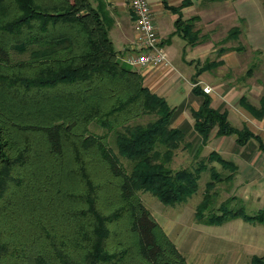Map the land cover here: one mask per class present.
Instances as JSON below:
<instances>
[{"label": "trees", "instance_id": "1", "mask_svg": "<svg viewBox=\"0 0 264 264\" xmlns=\"http://www.w3.org/2000/svg\"><path fill=\"white\" fill-rule=\"evenodd\" d=\"M181 4L166 2L176 11ZM106 7L104 0H0V264H191L139 191L166 204L186 201L204 167L171 166L185 132L171 125L174 108L117 51ZM175 24L195 43L190 20L181 13ZM15 51L29 53L15 58ZM223 61L207 60L197 74ZM205 94L194 111L197 150L215 127L246 142L253 132L233 126ZM261 103L241 104L263 119ZM145 114L154 116L136 121ZM92 122L107 132H92ZM209 155L232 167L224 176L232 181L235 163ZM212 185L196 206L198 221L242 217L264 226V208L248 212L227 201L215 208ZM249 264H264V253Z\"/></svg>", "mask_w": 264, "mask_h": 264}, {"label": "crops", "instance_id": "2", "mask_svg": "<svg viewBox=\"0 0 264 264\" xmlns=\"http://www.w3.org/2000/svg\"><path fill=\"white\" fill-rule=\"evenodd\" d=\"M104 1L107 4L109 17L112 18L111 27H109L110 35L117 51L125 56L131 51L136 39L135 14L126 0ZM199 1L201 0H193L191 5L176 11L167 7L166 2L169 5L178 6L183 0H150L158 31L164 40V46L172 64L136 68L142 73L144 83L152 91L163 96L174 108L171 125L181 128L185 132V141L189 144L194 143L196 149L202 141V135L195 128L194 111L198 110L204 102L205 93H207L203 91L205 84L212 88L208 92L211 96V105L220 111L227 110L228 120L233 126L244 129L246 125L253 132L246 142L240 143L237 140V133L217 135L215 127L200 152L208 155L212 151H217L221 156L235 163L237 170L233 178V186L236 194L257 211L264 208V119L256 117L240 104L244 87L239 82L225 78L223 74L221 75V71L216 73L213 70L215 67L197 74L209 39L201 36L203 35L200 31L201 26H194V29L198 30V35L195 43L190 42L182 34L176 32L175 23L181 13L184 17H191L193 7ZM222 9L223 6H220L211 10L213 24L218 25L225 22L222 18ZM230 9L231 11L227 10L232 15L240 14L238 4H231ZM207 12L209 11H194L199 16V19L197 18L199 23L203 22ZM251 13H254V9L249 10L248 8L247 12L241 15L248 20ZM192 17L195 18V16ZM232 55L229 50L224 52L221 58L229 62ZM225 222H229L226 224V229L231 233L230 238L225 242L215 238L209 239L205 233L199 231L194 236H188L187 240L181 243L178 240L175 243L192 264H196L194 260L202 258L203 253H207V249L211 255L215 251L232 254L237 264H249L253 255L264 253L263 224L250 222L242 217H233ZM189 254L191 257H188ZM242 257L244 260L241 262ZM228 261L230 263L232 259L229 257Z\"/></svg>", "mask_w": 264, "mask_h": 264}, {"label": "rangeland", "instance_id": "3", "mask_svg": "<svg viewBox=\"0 0 264 264\" xmlns=\"http://www.w3.org/2000/svg\"><path fill=\"white\" fill-rule=\"evenodd\" d=\"M126 1L131 11H133L128 0ZM182 4L181 8L191 5ZM231 4H238L240 14L237 13L238 15H232V13L227 10L229 9L231 11ZM227 5H229V7H227ZM220 6H223L221 11L223 15L222 18L225 19V22L216 25L212 23L213 18L211 10H213L214 7L219 8ZM193 8L191 12L193 15L190 14L191 17L182 16V19L185 21L190 20L193 26H201L200 31L203 34L201 36H204V39H209L205 47V52L202 55L203 61L201 62V67L207 62V59L213 60V62L214 60L218 61L222 59L221 56L224 52L230 50V53L233 54L229 58L230 64H228L229 62L227 61H223V63L213 68V70L216 73L221 71V75L223 74L225 78L239 82L240 85L244 87V94L240 97V104L244 98L247 102L257 106V108H261V102L264 100V0H228V2L226 0H215L214 2L213 0H201L195 4ZM248 8L249 10L254 9V13H251L250 19L247 20V18L241 14L247 12ZM195 10H201L203 12L206 10L209 11L204 16L202 23H199V16L194 13ZM192 16H195V18ZM231 17H233V19H231ZM232 21L234 22L232 23ZM221 48L226 49V51L221 53V51H219ZM28 53L29 51L19 54L15 51L14 57H27ZM125 62L127 61L125 60ZM133 68L136 67L133 66ZM153 116V114H145L137 118L136 121L146 122ZM90 129L92 132H107V129L97 122H92ZM111 136L112 134L108 136L110 141L112 140ZM193 145L195 144H189V142L183 141L176 147L171 166L174 169L182 167H204V169L200 171L199 187H197L198 190L195 193L186 201L174 204L164 203L151 191L140 190L139 195L143 202L150 208L164 231L169 234L175 242L179 240L181 243L187 240V238H189L188 236H194L199 233V231L205 233L209 239L215 238L216 240L219 239L225 242V240L229 239L231 236V233L226 229V224L229 222L219 225L207 224L198 221L194 215L197 204L204 196L207 183L213 180L214 186L212 185L213 187L211 190L215 193V208L224 201H227L230 206L244 204L248 212H254L256 208L248 205L247 202L245 203L244 200L236 194L233 186L234 180L230 181L224 179V176L232 173V167L218 161L217 158H211L209 154L203 155L196 149V145ZM206 251L208 254L203 253L202 258L194 260L196 264H237L232 254L228 255L227 253L215 251L214 254L211 255L209 249ZM188 257H191V254H189ZM229 257L232 259L230 263L228 261ZM187 260L189 261L188 258ZM240 260L242 262L244 258L242 257ZM244 263H246V261Z\"/></svg>", "mask_w": 264, "mask_h": 264}, {"label": "built area", "instance_id": "4", "mask_svg": "<svg viewBox=\"0 0 264 264\" xmlns=\"http://www.w3.org/2000/svg\"><path fill=\"white\" fill-rule=\"evenodd\" d=\"M136 17V39L124 59L135 67L147 65H171L163 39L158 31L150 0H128ZM203 89L212 88L205 84Z\"/></svg>", "mask_w": 264, "mask_h": 264}]
</instances>
